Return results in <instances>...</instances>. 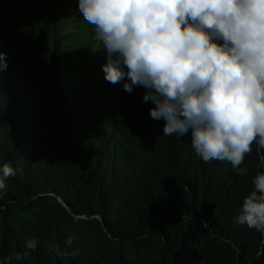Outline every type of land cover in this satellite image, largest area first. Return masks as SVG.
<instances>
[{
	"label": "trees",
	"instance_id": "obj_1",
	"mask_svg": "<svg viewBox=\"0 0 264 264\" xmlns=\"http://www.w3.org/2000/svg\"><path fill=\"white\" fill-rule=\"evenodd\" d=\"M55 16L49 17L58 32L83 22L82 13ZM52 71L35 94L57 107L44 117L29 96L21 99L15 77L10 93V79H0V166L16 171L0 196L4 264H264V233L236 222L251 179L264 171V149L253 143L241 165L247 173L238 175L228 162H204L192 148L191 130L164 136L165 120L152 119L150 111L144 136L132 138L110 109L108 123L94 121L102 110L91 108L93 95L80 98L72 89L88 87L60 71L55 74L66 81L56 83ZM30 238L39 241L37 249L16 260ZM49 242L61 251L78 247L79 255L49 254Z\"/></svg>",
	"mask_w": 264,
	"mask_h": 264
},
{
	"label": "clouds",
	"instance_id": "obj_2",
	"mask_svg": "<svg viewBox=\"0 0 264 264\" xmlns=\"http://www.w3.org/2000/svg\"><path fill=\"white\" fill-rule=\"evenodd\" d=\"M78 7L107 50L106 81L127 80L128 93L143 86L151 118L165 120L164 136L191 130L204 162L247 173L241 165L253 143L264 149V0H79ZM5 59L0 51V72ZM15 175L9 163L0 166V196ZM251 185L236 222L264 233V171ZM38 243L28 239L15 259H27ZM65 243L71 248L73 237ZM47 251L74 258L80 249L49 242Z\"/></svg>",
	"mask_w": 264,
	"mask_h": 264
},
{
	"label": "rangeland",
	"instance_id": "obj_3",
	"mask_svg": "<svg viewBox=\"0 0 264 264\" xmlns=\"http://www.w3.org/2000/svg\"><path fill=\"white\" fill-rule=\"evenodd\" d=\"M46 2L52 4L53 10L46 12L41 6L43 4L40 5L37 0H0V51L6 55L7 64V68L0 72V79H10L5 89L9 87L10 93L15 77L20 84L21 99L29 96L34 100L38 115L44 117L57 110L48 96H44L42 100L35 97L36 93L43 92V79L47 75L45 71L53 70L54 81L59 84L66 80L62 78V74L55 72H67L74 85L88 87L85 90L72 88L81 95L79 97L93 95L91 108L101 107L102 112L100 116L93 118L94 121L101 125L108 123L110 109L112 116L120 119L121 131L126 129L136 139L144 136L143 132L147 130L146 117L154 107L151 101L143 100L147 90L143 86H134L132 92L128 93L123 89V83L128 82L127 80L117 84L106 81L102 66L107 62V50L104 49L102 41L96 39L94 26L84 19L81 26L58 32L56 23L49 16L57 19L56 13H82L78 7L79 0ZM67 19L77 20L73 15H68ZM75 61H83V64ZM81 67L83 70H80ZM87 70L96 73L78 74ZM90 82L99 83L91 87L86 85ZM52 88L60 96L54 85ZM103 106H106L105 109ZM79 108L86 111L83 107Z\"/></svg>",
	"mask_w": 264,
	"mask_h": 264
}]
</instances>
